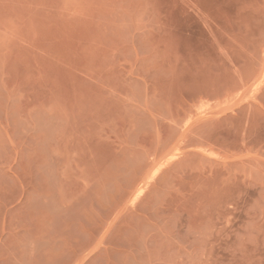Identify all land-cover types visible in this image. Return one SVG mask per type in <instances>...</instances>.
<instances>
[{
  "label": "rangeland",
  "instance_id": "rangeland-1",
  "mask_svg": "<svg viewBox=\"0 0 264 264\" xmlns=\"http://www.w3.org/2000/svg\"><path fill=\"white\" fill-rule=\"evenodd\" d=\"M0 121L95 264H264V0H0Z\"/></svg>",
  "mask_w": 264,
  "mask_h": 264
},
{
  "label": "crops",
  "instance_id": "crops-1",
  "mask_svg": "<svg viewBox=\"0 0 264 264\" xmlns=\"http://www.w3.org/2000/svg\"><path fill=\"white\" fill-rule=\"evenodd\" d=\"M62 141L56 132L15 134L0 121V264H95L88 212L48 199L46 174L56 181L72 168L57 163Z\"/></svg>",
  "mask_w": 264,
  "mask_h": 264
}]
</instances>
